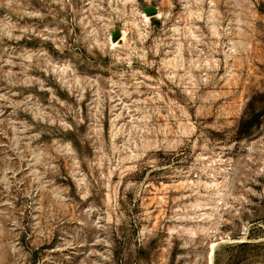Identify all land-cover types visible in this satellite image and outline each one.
<instances>
[{
  "label": "rangeland",
  "instance_id": "rangeland-1",
  "mask_svg": "<svg viewBox=\"0 0 264 264\" xmlns=\"http://www.w3.org/2000/svg\"><path fill=\"white\" fill-rule=\"evenodd\" d=\"M0 264H264V0H0Z\"/></svg>",
  "mask_w": 264,
  "mask_h": 264
},
{
  "label": "water",
  "instance_id": "water-1",
  "mask_svg": "<svg viewBox=\"0 0 264 264\" xmlns=\"http://www.w3.org/2000/svg\"><path fill=\"white\" fill-rule=\"evenodd\" d=\"M152 12H155V10H152ZM150 13V12H149ZM119 36H120V33L119 32H117V33H115L114 35H113V41H116L118 38H119Z\"/></svg>",
  "mask_w": 264,
  "mask_h": 264
}]
</instances>
